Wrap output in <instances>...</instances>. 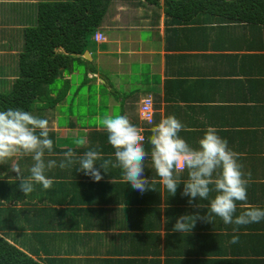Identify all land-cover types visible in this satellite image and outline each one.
I'll use <instances>...</instances> for the list:
<instances>
[{
  "label": "crops",
  "instance_id": "0c3cea01",
  "mask_svg": "<svg viewBox=\"0 0 264 264\" xmlns=\"http://www.w3.org/2000/svg\"><path fill=\"white\" fill-rule=\"evenodd\" d=\"M53 1L58 0H0V91L9 89L18 78L16 57L22 49L23 30L36 21V7ZM122 1L127 9L135 7V13H128L130 19L115 14L111 21L106 20L108 12L114 15L115 0L111 1L100 26L89 39L84 52L87 56L75 55L77 59L60 77L70 86L75 65L83 66V82L103 85L108 93L104 99L99 94L94 108L87 109V116L97 119L96 116H103L107 111L110 114L117 110L143 131L146 140L151 135L150 129L168 115H175L182 122L184 128L179 135L188 139L194 148L198 147L204 130L215 127L229 147L240 154L243 171L251 173L247 200L237 202L236 214L241 210V203L264 209V25L250 23L252 20L246 14L264 7V0H222L226 4L218 0H172L171 6H165V0H159L156 5L143 0H135V4ZM96 35L102 36V40L96 41ZM67 96L71 98L70 91ZM146 98L152 100L151 126L140 118V108ZM37 117L47 119L44 114ZM56 128L50 130L55 134L56 145L66 149L67 142L57 139L60 130L57 123ZM68 129L83 128L70 123ZM87 131L90 132L86 140H96L92 144L101 145L99 136L105 132L103 128L98 125ZM69 134L66 138L77 137ZM146 145L150 152L151 146L147 142ZM106 149L111 155L114 152L109 143ZM26 157L31 158L18 154L8 164L12 168L19 166L27 176L33 160L21 161ZM147 159L146 164L151 162L150 156ZM181 176L186 179L187 173ZM182 191L183 184L172 196L173 205L168 208L172 212L167 213L169 224L165 219L158 222L151 212L145 213L131 223H139L150 215L151 222L141 225L140 231L109 233L103 236L109 243L101 246L102 237L86 226L82 225L75 237L71 231H64L67 242L63 248L77 247L71 252L74 261L67 255L61 259L68 264H106L104 260L108 257L104 252L110 247L120 249L128 264H165L167 260L168 264L182 261L212 264L211 251L218 249L226 255H218L215 259L220 263L215 264L239 261L264 264V220L239 226L237 233H233L237 226L225 225L218 217H214L213 223L197 221L190 234L172 231L179 216L197 211L201 215L206 213V209L190 206L189 198ZM15 201L16 198L15 207L22 206ZM198 202L206 206L210 203ZM164 206L162 198L163 211ZM69 212L77 222V216L71 209ZM234 234L239 236V242L229 243ZM84 235L87 237L82 238ZM122 257L112 256L108 264H117Z\"/></svg>",
  "mask_w": 264,
  "mask_h": 264
},
{
  "label": "trees",
  "instance_id": "16d2710c",
  "mask_svg": "<svg viewBox=\"0 0 264 264\" xmlns=\"http://www.w3.org/2000/svg\"><path fill=\"white\" fill-rule=\"evenodd\" d=\"M111 1L113 0H58L38 5L36 21L31 22L23 30L22 49L16 57L17 72H15L18 78L9 89L0 91V111L11 107L31 112L35 102L40 103L36 106L38 116H41L46 109H53L56 106L59 108L69 94L70 86L59 90L50 86L61 76L65 68L71 66L77 59L75 55L81 56L87 50L89 39L100 26ZM143 1L156 5L159 0ZM171 1L165 0V6H171ZM218 1L226 4L222 0ZM175 4L179 3L175 2ZM246 14L249 20H252L250 23L264 25L263 6L257 7L254 13L246 12ZM78 59L82 61L81 58ZM49 138L53 141V154L49 156L46 152L45 156L48 160L57 161V166L46 169L45 173L54 180L52 189L45 190L42 185L37 184L31 194L24 196L19 190L15 173L0 177V264H68L61 259L62 255H67L74 261L71 252L76 250L77 245L73 249L63 248V244L67 242L64 231H71V235L75 237L76 231L86 226L102 237L99 245L101 246L109 243L103 240V236L109 233L140 231L141 225L145 226L152 218L150 215L145 216L146 218L139 223L131 224L142 214L151 212L153 218L157 217L158 222L163 219L167 223L170 221L167 213L172 212L168 208L173 205V195L159 183V177L150 167L152 162L145 163L144 175L149 180L155 181L152 187L156 190L141 194L124 182L119 168L109 167L108 173L101 170L103 179L99 182H94L83 172L77 171L78 163L64 169L59 168L64 152L69 149H72L77 157L91 149L100 151L105 158L112 156L106 149L108 143L106 132L99 136L101 142L99 148H94L92 144V141L96 140H89L88 144L87 142L77 144L76 141L82 139L69 137L66 138L67 148L59 149L54 132H49ZM183 139L189 143L188 139ZM146 142L145 139V148ZM112 158L114 160V157ZM11 160H14V157L4 162L9 163ZM97 162L102 163V161ZM98 164L96 167L99 168ZM14 198L16 205L22 203V206L15 207ZM70 209L77 216V222L73 220ZM124 235L121 237L123 238ZM84 237L87 235L82 236ZM82 238H79V242ZM85 247L92 249L89 245ZM118 250L110 247L105 249L104 254L108 257L104 260L106 264L112 256L115 258L121 255L122 260L117 264H128V259L120 249ZM211 252L212 264L219 261L218 255H226L218 249ZM183 262L181 264H188ZM165 264H168V260ZM226 264H251V262L239 261Z\"/></svg>",
  "mask_w": 264,
  "mask_h": 264
},
{
  "label": "clouds",
  "instance_id": "9594fccd",
  "mask_svg": "<svg viewBox=\"0 0 264 264\" xmlns=\"http://www.w3.org/2000/svg\"><path fill=\"white\" fill-rule=\"evenodd\" d=\"M98 124L107 133L108 143L114 149L112 156L105 158L100 151L91 149L77 157L69 149L64 152L59 168L78 163L77 171L83 172L94 182L103 179L101 170L108 173L109 167L119 168L124 182L143 194L156 190L152 187L155 181L144 175L145 160L150 156L152 167L164 189L175 195L178 186L183 184L182 195L189 198V205L206 209L204 215L197 211L192 215L179 216L172 231L190 234L197 221L213 223L214 217H218L225 225L237 226L233 228V233H237L239 226L264 220V209L251 204L241 203V210L236 214L237 202L247 200L251 173L243 171L240 154L229 147L228 141L217 134L215 127L208 126L198 140V147L194 148L179 135L184 128L182 122L175 115H168L150 129L151 135L147 138L151 146L149 152L145 148L143 131L127 115L114 110L98 118ZM50 130L47 119L39 118L30 111L11 107L0 111V163L18 154L31 156L33 160L27 176L22 174L19 166L11 169L24 196L31 194L37 184L45 190L52 189L54 184V180L45 174L46 169L57 166L54 159L45 162V153L49 156L53 154ZM76 143L86 141L77 140ZM97 161L102 163L98 164ZM185 171L186 179L181 176ZM198 201L210 203L206 206ZM238 242L239 236L235 234L229 241L232 244Z\"/></svg>",
  "mask_w": 264,
  "mask_h": 264
},
{
  "label": "rangeland",
  "instance_id": "374dc122",
  "mask_svg": "<svg viewBox=\"0 0 264 264\" xmlns=\"http://www.w3.org/2000/svg\"><path fill=\"white\" fill-rule=\"evenodd\" d=\"M129 2L135 4V0H129ZM132 4V5H133ZM112 8L114 10V15L111 16V12H108V16L106 17V20L111 21L112 17L116 16L115 14H119L124 16L126 19H130L131 16L128 15V13H135V7H128V9L125 7V4L122 0H115V2L112 5ZM75 73L71 75L70 77V88L69 91L71 92V98L74 99V102L71 101V98L68 97L62 103V105L58 108V106L54 107L53 109H46V111L43 112L45 117L49 121V127L52 131L57 130V126L60 128L59 130V136L57 135V139L60 140V142L65 143V139L67 137L66 134H74L77 137L74 138H80L81 141H86L87 139V128H93L94 126H98V118L103 117L106 114H109L107 111L103 116H96L97 119L91 116H87V109L91 108L93 109L95 105V99L99 98V94L102 97V99L106 98L108 96V93L106 91V87L100 84H95L94 82H86L84 83V77H85V69L83 66H76L74 67ZM68 72V71H67ZM78 74L77 78L76 75ZM66 74V73H65ZM68 83L61 78L58 77L53 81L51 84V88H57L58 90L60 88H63L67 86ZM80 85V86H79ZM75 91L76 94H72ZM124 91V90H122ZM40 105L39 102H35L32 105V114L35 116H38L36 106ZM72 116V118H71ZM72 120V121H71ZM71 121V122H70ZM70 123H76L78 127L83 128L80 131L70 130L68 129ZM69 132V133H68ZM57 134V133H56ZM69 134V135H70ZM73 141V140H72ZM57 143L60 145L59 141ZM86 143V144H87ZM100 145L97 142L94 144V148H99ZM27 161H30L31 158H27ZM25 159H22L21 161H26ZM12 167L7 162L0 163V177H3L5 175H9L11 172Z\"/></svg>",
  "mask_w": 264,
  "mask_h": 264
},
{
  "label": "built area",
  "instance_id": "2783aa9c",
  "mask_svg": "<svg viewBox=\"0 0 264 264\" xmlns=\"http://www.w3.org/2000/svg\"><path fill=\"white\" fill-rule=\"evenodd\" d=\"M95 40H102V36H95ZM140 118L145 121L147 124H152L153 121V111H152V100L151 98H146L142 102V106L140 108Z\"/></svg>",
  "mask_w": 264,
  "mask_h": 264
},
{
  "label": "water",
  "instance_id": "95a60500",
  "mask_svg": "<svg viewBox=\"0 0 264 264\" xmlns=\"http://www.w3.org/2000/svg\"><path fill=\"white\" fill-rule=\"evenodd\" d=\"M84 56H87V53H85Z\"/></svg>",
  "mask_w": 264,
  "mask_h": 264
}]
</instances>
